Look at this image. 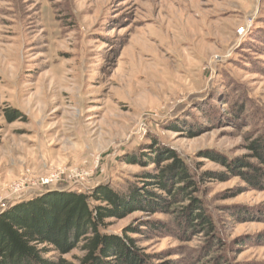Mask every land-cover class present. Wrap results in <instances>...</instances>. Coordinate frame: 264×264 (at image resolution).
I'll return each instance as SVG.
<instances>
[{
  "label": "rangeland",
  "instance_id": "1",
  "mask_svg": "<svg viewBox=\"0 0 264 264\" xmlns=\"http://www.w3.org/2000/svg\"><path fill=\"white\" fill-rule=\"evenodd\" d=\"M257 139L264 0H0V211L55 189L142 193L152 152L168 147L211 176L200 195L220 245L181 238L169 212L135 210L101 231L139 230L126 236L146 264H264V180L217 161L250 156Z\"/></svg>",
  "mask_w": 264,
  "mask_h": 264
},
{
  "label": "trees",
  "instance_id": "2",
  "mask_svg": "<svg viewBox=\"0 0 264 264\" xmlns=\"http://www.w3.org/2000/svg\"><path fill=\"white\" fill-rule=\"evenodd\" d=\"M247 150L250 156L217 161L230 175L239 176L257 189L262 188L264 142L253 140ZM152 153L154 157L149 161L157 169L140 178L139 181L144 182L142 193L138 192L140 183L130 184L123 193L105 185L89 192L55 189V192L46 191L1 210L0 264H146V254L136 249L134 241L126 236V233H140L139 230L127 228L121 234L101 231L107 226L106 219L122 218L135 210L171 213L175 226H183L181 238L188 232L205 234L207 239L211 238L208 251H213L214 242L221 243L219 231L204 206L199 187L211 176L203 173L195 177L185 159L172 148L163 147ZM205 156L212 158L210 154ZM168 160L169 163L159 166ZM48 247L61 255L78 249L81 255L74 261L62 257L52 260L44 257ZM211 259L206 263L216 260ZM222 261L227 262L224 254L214 264Z\"/></svg>",
  "mask_w": 264,
  "mask_h": 264
},
{
  "label": "built area",
  "instance_id": "3",
  "mask_svg": "<svg viewBox=\"0 0 264 264\" xmlns=\"http://www.w3.org/2000/svg\"><path fill=\"white\" fill-rule=\"evenodd\" d=\"M24 193H25V192H24ZM24 193H23V194H24ZM21 194H22V193L19 192V195H18L19 198L22 196Z\"/></svg>",
  "mask_w": 264,
  "mask_h": 264
}]
</instances>
